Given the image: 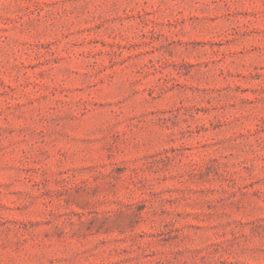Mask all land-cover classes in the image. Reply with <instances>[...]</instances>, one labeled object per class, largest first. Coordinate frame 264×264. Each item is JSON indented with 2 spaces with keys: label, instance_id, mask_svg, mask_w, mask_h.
Wrapping results in <instances>:
<instances>
[{
  "label": "rangeland",
  "instance_id": "obj_1",
  "mask_svg": "<svg viewBox=\"0 0 264 264\" xmlns=\"http://www.w3.org/2000/svg\"><path fill=\"white\" fill-rule=\"evenodd\" d=\"M0 264H264V0H0Z\"/></svg>",
  "mask_w": 264,
  "mask_h": 264
}]
</instances>
